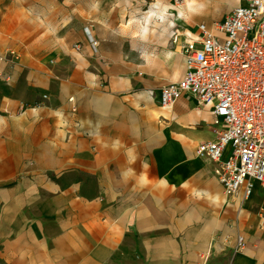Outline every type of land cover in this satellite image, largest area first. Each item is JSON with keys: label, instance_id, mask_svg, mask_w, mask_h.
<instances>
[{"label": "crops", "instance_id": "crops-1", "mask_svg": "<svg viewBox=\"0 0 264 264\" xmlns=\"http://www.w3.org/2000/svg\"><path fill=\"white\" fill-rule=\"evenodd\" d=\"M84 28L65 32L60 45L76 42L84 55L87 47L91 51ZM80 43L82 49L77 46ZM13 46L21 53L31 52V4L0 0V52ZM100 50L99 45L98 55ZM4 75L8 80H0V153L19 157L31 151V136L47 137L50 143L57 137L66 168L77 174L62 180L59 188L58 232L31 230V254L43 253L55 260H31V264H199L211 244L220 251L215 264H260L252 245L262 231L245 233L252 245L246 244L242 253L231 258L228 252L236 245L235 235L214 232L229 229L234 212L250 205L251 199L241 191L226 198L217 178L218 166L184 150L176 128L151 129L150 139L146 132L147 150L142 155L131 153L130 146H120L126 143V131L117 119L127 115L129 108L116 115L111 95L124 88L123 81H114L110 91L99 97V108L93 107L84 118L91 129L90 138L85 139L73 132L77 127L68 122V112L62 116L57 109L20 112L21 104L36 100L37 90L45 86L43 73L32 71L31 64L16 62L4 69ZM181 98L187 99L188 107L179 102ZM181 98L173 111L183 116L184 124L210 128L188 131V142L212 140L210 108L197 106L189 95ZM58 121L64 124L60 127ZM256 216L248 210L236 214L252 229L257 226Z\"/></svg>", "mask_w": 264, "mask_h": 264}, {"label": "rangeland", "instance_id": "rangeland-1", "mask_svg": "<svg viewBox=\"0 0 264 264\" xmlns=\"http://www.w3.org/2000/svg\"><path fill=\"white\" fill-rule=\"evenodd\" d=\"M201 1L202 5L192 13L179 20L168 17L157 28L150 26L142 36L138 20L152 4L159 2L162 7L172 3L175 12L184 8L185 0H14L24 6L31 4V52L21 53L19 47L14 46L1 50L0 55L6 60L0 80H8L4 69L10 65L16 62L31 64L32 71L46 77L45 86L37 90V99L27 102L26 109H57L60 116L68 112L73 117H69L68 122L71 120L73 128L77 127L73 132L85 139L90 138L91 129L84 118L93 107L99 108V97L110 91L114 81H123L124 88L111 95L116 115L121 114L123 107L129 108L127 115L117 119L120 124H125L126 131V143L120 142V146H130L131 153L142 155L147 150L145 136L148 133L151 138V129L155 132L176 128L184 150L193 153L198 142L189 143L186 133L194 128L202 131L210 128L184 124L183 116L173 111L177 101L170 109L162 110L158 104L159 88L181 78L185 66L180 46L193 36L197 25L222 20L242 2ZM84 26L99 40V55H93L88 47L84 55L76 49V42L65 47L60 45L61 35ZM85 42L88 46L86 37ZM77 46L82 49L83 44ZM190 106L197 108L192 103ZM151 109L155 112L148 113ZM58 123L60 127L64 124L63 121ZM160 140L159 144L162 143ZM59 142L57 137L50 143L47 137L31 136V151L20 153L19 157L0 153V264L55 260L54 256L43 253L31 254V230L58 232L59 188L63 185L62 180L77 175L73 169L66 168V155ZM252 195L253 192L248 197L250 205L234 212L229 229L214 232L225 234L228 231L229 235H235L236 245L228 252V258H231L242 253L246 244L252 245L245 233L255 234L256 229L262 231V237L255 239L252 246L260 264H264V187L258 184ZM240 210L257 215V226L252 229L251 223L236 218ZM240 235L246 239L241 249L237 247ZM129 244L133 246V241ZM207 250L198 263L202 264L203 259L205 263H217L219 248L211 244Z\"/></svg>", "mask_w": 264, "mask_h": 264}, {"label": "built area", "instance_id": "built-area-1", "mask_svg": "<svg viewBox=\"0 0 264 264\" xmlns=\"http://www.w3.org/2000/svg\"><path fill=\"white\" fill-rule=\"evenodd\" d=\"M84 34L97 54L98 40L86 27ZM180 54L185 70L159 88L158 104L166 111L189 95L210 108L214 138L199 142L195 154L218 166L226 198L239 191L247 198L264 187V0H242L222 20L199 23ZM5 60L0 55V77ZM244 244L238 237L237 247Z\"/></svg>", "mask_w": 264, "mask_h": 264}, {"label": "bare ground", "instance_id": "bare-ground-1", "mask_svg": "<svg viewBox=\"0 0 264 264\" xmlns=\"http://www.w3.org/2000/svg\"><path fill=\"white\" fill-rule=\"evenodd\" d=\"M202 5L201 0H185V6L184 8L177 9L175 12L172 11L173 5L170 3L169 5L160 6L159 2H156L155 4H152L149 8V10L144 13L141 18H139V22L141 29L140 34L143 36L148 31L149 27H153V29L157 28V26L163 22L164 20H167L168 17H175L177 20L184 17L185 14H190L193 12V10ZM174 13V15H173ZM189 35V34H188ZM191 35V34H190ZM179 102H182L185 107H188L187 99L181 98ZM155 112L153 109L149 110L148 113ZM228 206H231V204L226 203ZM205 259H203L202 264H204Z\"/></svg>", "mask_w": 264, "mask_h": 264}]
</instances>
